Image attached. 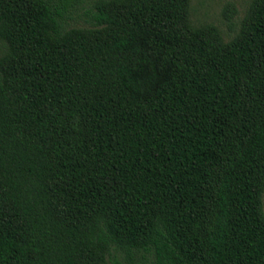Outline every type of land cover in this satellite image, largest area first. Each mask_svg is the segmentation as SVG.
<instances>
[{
    "label": "trees",
    "instance_id": "obj_1",
    "mask_svg": "<svg viewBox=\"0 0 264 264\" xmlns=\"http://www.w3.org/2000/svg\"><path fill=\"white\" fill-rule=\"evenodd\" d=\"M81 3L0 0V264H264V0Z\"/></svg>",
    "mask_w": 264,
    "mask_h": 264
},
{
    "label": "rangeland",
    "instance_id": "obj_2",
    "mask_svg": "<svg viewBox=\"0 0 264 264\" xmlns=\"http://www.w3.org/2000/svg\"><path fill=\"white\" fill-rule=\"evenodd\" d=\"M93 0H82L72 13L73 25L86 26L85 10ZM250 0H189L190 20L194 25L211 24L215 26L222 39L228 41L239 29L241 20L248 8ZM264 214V194L262 196Z\"/></svg>",
    "mask_w": 264,
    "mask_h": 264
}]
</instances>
